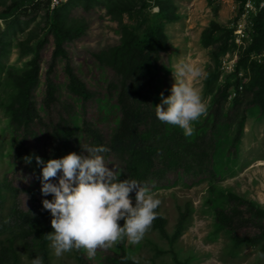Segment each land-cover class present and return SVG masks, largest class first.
<instances>
[{"label": "rangeland", "instance_id": "rangeland-1", "mask_svg": "<svg viewBox=\"0 0 264 264\" xmlns=\"http://www.w3.org/2000/svg\"><path fill=\"white\" fill-rule=\"evenodd\" d=\"M21 1L0 0V15H10V18L0 20V180L6 172H10L7 176L20 186L39 185L42 189L41 181L25 171L26 168L9 167L15 159V144L25 136L23 128L16 122L22 86L32 69L36 48L42 40L47 38L48 41L41 50L39 80L32 90V103L46 126H33V134L28 142L40 153L61 158L72 152L86 154L82 146L90 145L82 122L85 118L93 121L96 108H102L103 103L110 98L108 83L120 81L112 66L117 60L118 51H123V45L131 35L142 37L151 25H157L164 29L170 48L160 61L163 81L162 84L154 83L155 87H159V95L152 104L153 108L162 102L161 94L167 97L166 89L171 94L175 83L173 71L181 61L199 71L198 76L189 79L199 89L207 106L206 114L193 122L195 130L206 124L214 111H218L222 102L219 94L226 83L232 84L231 90L241 79L246 85L248 91L243 104L235 107L231 99L222 103L226 104V116L230 117V121L228 126L223 121L216 134L229 136L232 141L236 137L238 124L244 122L240 154L237 156L240 170L235 176H230L236 167L235 155L227 157L224 154L216 163L217 168L224 169V179L216 184L205 181L192 185L189 179L173 184L176 177L170 176L168 180L171 188L153 191L161 201L158 208L167 220L168 239L150 228L135 245L125 238L108 249L98 248L94 257L86 253V257L90 264L103 263L104 257L113 252L120 256L126 254L125 257L139 264H264V217L250 212L246 202L230 198L231 195H237L264 211V107L256 105L250 91L257 80L255 63L264 61V52L250 56L248 68L244 67L246 76L240 77L232 71L234 61L238 59L239 64L245 50H239L240 56L237 58L233 47L228 52L225 48L228 44L232 46L229 28L239 12L236 2L71 0L56 10L53 6L49 8L46 1L36 0L34 7L17 11L16 5ZM55 14L59 16L66 35L63 48L69 54L75 74L91 95L87 102L79 100L71 92L66 60L54 55L57 47L55 37L51 34V20ZM261 22L264 30V15ZM49 82L56 87L53 101H48ZM111 97L112 104L116 105L118 91H114ZM115 117L116 114L112 116L114 120ZM64 119L68 120L70 127L79 131V136L63 141L64 146L53 144L49 136L51 129ZM213 119L214 115L210 120ZM118 122L120 119L117 126L109 120L100 124L107 142L115 134ZM104 160L111 169L117 171L120 167L112 157ZM51 179L57 182L55 178ZM156 184H149L148 187L153 188ZM163 184L167 183H160L161 186ZM218 202L235 221L230 231L219 230L216 214ZM20 203L23 208L30 207V201L24 194ZM180 209H189L191 218L182 236L172 247L169 239L176 236ZM236 237L246 241L237 245L234 241ZM123 249L126 252H122ZM71 253L65 252L57 257L53 249V264H77Z\"/></svg>", "mask_w": 264, "mask_h": 264}, {"label": "trees", "instance_id": "trees-1", "mask_svg": "<svg viewBox=\"0 0 264 264\" xmlns=\"http://www.w3.org/2000/svg\"><path fill=\"white\" fill-rule=\"evenodd\" d=\"M46 1L49 8L52 7L53 0ZM71 1V0H69ZM69 1L56 6V10L65 6ZM36 0H22L16 5L17 11L25 7H34ZM54 8V9H55ZM55 12V11H54ZM264 12L254 17L253 27L250 30L252 41L241 54V60L237 63L236 73H246L247 61L253 53L262 54L264 52V30L262 29L261 19ZM51 34L56 40L55 57H63L66 60V73L69 78L71 92L83 102L91 99V95L86 86L80 81L75 74L69 54L63 48L66 41L64 28L59 16H52ZM10 15H0V20H6ZM231 44L225 48L227 52L231 47L237 50L233 42V31L230 29ZM47 38L42 40L37 48L33 60L31 71L26 75L21 90L20 107L17 113L16 122L23 128L24 137L19 140L14 147V161L9 167L21 166L26 168L37 181H41L42 166H39L35 157L39 156L44 160L57 157L43 154L32 148L29 139L33 134V126L38 125L45 128L42 117L36 112L32 103V90L39 80L40 67L39 61L41 50L45 47ZM170 48L167 43V37L164 29L157 25H151L147 32L142 36H133L124 43L123 51H118L115 63L112 66L116 69L120 81L108 83V93L110 98L114 91H118V101L113 105L110 98L103 103V107L96 108L93 115V121L84 119L83 130L90 146H105L108 151L102 153L104 159L112 157L120 167L117 169L121 181L126 179L136 180L141 185H154L152 191L171 188L169 177L174 176L176 180L173 184H180L185 179H189L192 185L201 184L205 181L218 183L222 181L224 169L216 167V163L225 154L227 157L235 155V165L230 176L239 173L240 144L244 131V122L238 124L234 140L230 141L229 136L216 135L220 131L223 121L226 126L229 125L230 117L226 116V104L231 98L233 90H237V96L233 99V106L243 104L246 99V85L240 91L242 79L237 86L231 90L232 84H227L222 89L220 98L222 102L218 111L210 115L209 121L196 128L191 137H185L182 130L173 125L162 123L157 119L154 104L159 95V87L155 84H162V68L160 61L162 55ZM240 56V55H239ZM260 62V63H259ZM255 63L257 69V80L252 84L250 91L254 97L256 105L264 107V61L260 60ZM245 67V68H244ZM246 76V75H245ZM106 83V84H107ZM48 101L55 100L56 87L48 83ZM166 95L169 91L165 90ZM153 102V103H152ZM217 104V102H215ZM119 107H118V106ZM264 110V109H263ZM118 113L120 114L118 117ZM116 114L115 120L112 118ZM214 115V119H210ZM118 117V118H117ZM116 129L112 139L108 142L102 134L100 124L105 120L115 122ZM235 128V127H234ZM229 129V128H228ZM49 136L53 144H61L63 141L70 140L79 136V131L70 127L68 120H63L56 126L52 127ZM68 143V142H67ZM66 146V144H65ZM227 150H229L227 152ZM28 157H32L31 163L27 162ZM226 157V158H227ZM60 158V157H59ZM6 175L0 180V264H32L33 259L39 257L42 264H53V254L51 241L48 234L53 232L52 215L50 210L43 208V199H52V196H43L40 186H20ZM16 180L17 177L15 176ZM56 179V178H55ZM166 182L167 184L160 183ZM134 192V191H133ZM133 192L130 195L133 196ZM24 194L30 201L28 209L23 208L20 198ZM230 198L239 202H246L249 211L256 216L264 217V211L258 209L252 202L246 201L237 195H231ZM222 203L217 204V225L219 230L225 229L230 231L234 227V219L231 214L226 212ZM156 218L150 228L159 231L160 234L168 239L167 220L163 217L159 208L156 210ZM191 218L189 209H180V217L177 225L176 236L169 239L171 246L182 236L183 231L188 225ZM123 225L124 221H120ZM149 228V229H150ZM237 245H241L246 240L234 238ZM108 249V248H107ZM125 250L123 249L122 252ZM71 255L77 264H90L86 257V251L83 249L71 250ZM126 252V251H125ZM113 252L112 255L104 257V262L100 264H139ZM177 264H186L177 262Z\"/></svg>", "mask_w": 264, "mask_h": 264}, {"label": "clouds", "instance_id": "clouds-1", "mask_svg": "<svg viewBox=\"0 0 264 264\" xmlns=\"http://www.w3.org/2000/svg\"><path fill=\"white\" fill-rule=\"evenodd\" d=\"M175 83L171 94L155 107L162 123L177 126L185 137H191L207 106L190 77L199 71L187 62H179L173 71ZM86 154L69 153L61 158L44 160L36 156L42 166V194L45 210L52 215L53 232L48 234L57 257L73 249L86 251L94 257L98 248H110L127 239L139 243L156 218L160 199L147 185L136 180L119 179V171L109 168L102 153L105 146L83 147ZM32 157L27 162L31 163ZM51 178H56L53 182ZM135 191V205L130 195ZM120 221H124L121 225ZM32 264H42L39 257Z\"/></svg>", "mask_w": 264, "mask_h": 264}, {"label": "built area", "instance_id": "built-area-1", "mask_svg": "<svg viewBox=\"0 0 264 264\" xmlns=\"http://www.w3.org/2000/svg\"><path fill=\"white\" fill-rule=\"evenodd\" d=\"M69 0H53L52 6L55 8L56 6L61 5ZM238 5V15L233 20L230 28L233 31V42L237 46V50L235 52V57L239 58L238 55L239 50L246 49L248 44L251 43L252 38L250 35V30L253 27V18L258 16L260 13L264 12V0H234ZM230 56V55H229ZM235 66L232 67V71L236 72L237 62L234 61ZM231 69V68H230ZM240 77H244V73L241 72L239 74ZM243 83H241L240 91L244 89ZM237 90H233L231 94V100H233L237 96Z\"/></svg>", "mask_w": 264, "mask_h": 264}]
</instances>
